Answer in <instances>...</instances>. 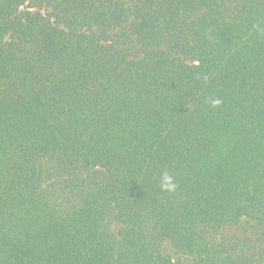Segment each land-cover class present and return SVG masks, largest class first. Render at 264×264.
<instances>
[{
    "label": "trees",
    "instance_id": "1",
    "mask_svg": "<svg viewBox=\"0 0 264 264\" xmlns=\"http://www.w3.org/2000/svg\"><path fill=\"white\" fill-rule=\"evenodd\" d=\"M0 264H264V0H0Z\"/></svg>",
    "mask_w": 264,
    "mask_h": 264
},
{
    "label": "clouds",
    "instance_id": "2",
    "mask_svg": "<svg viewBox=\"0 0 264 264\" xmlns=\"http://www.w3.org/2000/svg\"><path fill=\"white\" fill-rule=\"evenodd\" d=\"M220 101L219 100H213L212 104L215 106L217 104H219ZM159 185L162 191H166L168 193H173L177 190V183L175 182V179L173 177V175H171L169 173L168 170H163L160 175H159Z\"/></svg>",
    "mask_w": 264,
    "mask_h": 264
},
{
    "label": "rangeland",
    "instance_id": "3",
    "mask_svg": "<svg viewBox=\"0 0 264 264\" xmlns=\"http://www.w3.org/2000/svg\"><path fill=\"white\" fill-rule=\"evenodd\" d=\"M113 227H114V228H117V227H118V224L115 223V224L113 225ZM229 233H235V234H239V235H240V234L243 233V231L241 230V228H238V229H235V231H234V229L230 230ZM163 246H164L165 250H169L165 245H163ZM169 251H170V250H169Z\"/></svg>",
    "mask_w": 264,
    "mask_h": 264
}]
</instances>
